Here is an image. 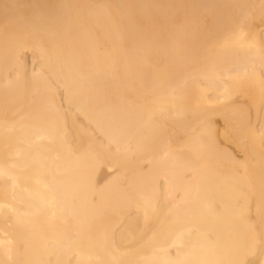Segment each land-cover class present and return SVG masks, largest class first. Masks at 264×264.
<instances>
[{
	"label": "bare ground",
	"instance_id": "6f19581e",
	"mask_svg": "<svg viewBox=\"0 0 264 264\" xmlns=\"http://www.w3.org/2000/svg\"><path fill=\"white\" fill-rule=\"evenodd\" d=\"M262 65L264 0H0V264H261Z\"/></svg>",
	"mask_w": 264,
	"mask_h": 264
},
{
	"label": "snow or ice",
	"instance_id": "6c2138e0",
	"mask_svg": "<svg viewBox=\"0 0 264 264\" xmlns=\"http://www.w3.org/2000/svg\"><path fill=\"white\" fill-rule=\"evenodd\" d=\"M264 66V65H262ZM4 173L0 171V175H3ZM250 254L249 252H241L238 254L237 258L234 260H231L229 264H248L247 255ZM261 257H264V251L261 252ZM175 264H180V262H175ZM261 264H264V260H261Z\"/></svg>",
	"mask_w": 264,
	"mask_h": 264
}]
</instances>
